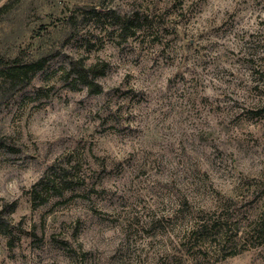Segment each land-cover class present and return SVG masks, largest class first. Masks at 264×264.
Returning <instances> with one entry per match:
<instances>
[{
    "label": "rangeland",
    "instance_id": "374dc122",
    "mask_svg": "<svg viewBox=\"0 0 264 264\" xmlns=\"http://www.w3.org/2000/svg\"><path fill=\"white\" fill-rule=\"evenodd\" d=\"M257 67L264 0H0V264H264Z\"/></svg>",
    "mask_w": 264,
    "mask_h": 264
},
{
    "label": "trees",
    "instance_id": "16d2710c",
    "mask_svg": "<svg viewBox=\"0 0 264 264\" xmlns=\"http://www.w3.org/2000/svg\"><path fill=\"white\" fill-rule=\"evenodd\" d=\"M126 23H124V28H126V26H127ZM26 64L28 66H31V68L35 64H36V67L42 68L44 66L43 65L44 60L42 58H38L36 60H32L31 62H27ZM255 70H256V74H258L259 76H262L264 74V69H262L261 67L260 68L257 67V69H255ZM8 80H9V82H16L15 77H13V76H9ZM60 175L57 176V179H55L53 181L50 179V182H52V184H54V186H56V188H58L57 187V185L59 183L58 179H60V181H62L65 178L63 172ZM263 217H258L255 219V226L253 228L254 232H256L257 230L259 231V233L264 231V218ZM227 225H228V222L223 219V216H218L217 219L212 221V223H210V222L202 223L200 225V229L207 231L210 235L211 240L213 242H215L216 244H219V242L223 239V236H225L224 238H228V235H227L228 230L226 229ZM198 229H199V227L193 232H196ZM220 245H221V243H220ZM224 246H225V244L221 245V247H224Z\"/></svg>",
    "mask_w": 264,
    "mask_h": 264
}]
</instances>
